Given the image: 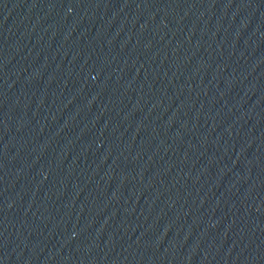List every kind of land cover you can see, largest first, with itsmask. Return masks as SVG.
Instances as JSON below:
<instances>
[{"label": "water", "instance_id": "95a60500", "mask_svg": "<svg viewBox=\"0 0 264 264\" xmlns=\"http://www.w3.org/2000/svg\"><path fill=\"white\" fill-rule=\"evenodd\" d=\"M0 264H264V0H0Z\"/></svg>", "mask_w": 264, "mask_h": 264}]
</instances>
